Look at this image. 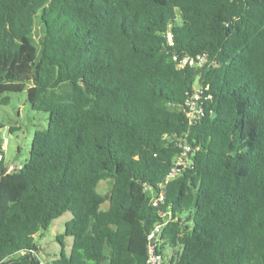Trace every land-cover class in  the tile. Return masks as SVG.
<instances>
[{"label":"trees","instance_id":"obj_1","mask_svg":"<svg viewBox=\"0 0 264 264\" xmlns=\"http://www.w3.org/2000/svg\"><path fill=\"white\" fill-rule=\"evenodd\" d=\"M26 88L49 123L12 171L0 137V264L67 211L52 264H147L163 221L162 264H264V0H0V95Z\"/></svg>","mask_w":264,"mask_h":264},{"label":"rangeland","instance_id":"obj_2","mask_svg":"<svg viewBox=\"0 0 264 264\" xmlns=\"http://www.w3.org/2000/svg\"><path fill=\"white\" fill-rule=\"evenodd\" d=\"M10 96L9 103H2L4 96ZM49 123V114L32 109L28 100L27 88L22 92H8L0 95V136L4 145L5 161L8 165L22 166L29 157L33 134L37 129H46ZM13 127V130H11ZM4 137L9 139L4 143ZM113 179L102 180L99 190L107 194L112 186ZM108 201L103 205L107 208ZM72 213L67 211L55 219L49 230L42 238H38L41 245L43 264H52V257L48 253L60 252L61 244L56 236L65 231V223L71 219ZM67 249H70L72 237L67 236Z\"/></svg>","mask_w":264,"mask_h":264},{"label":"built area","instance_id":"obj_3","mask_svg":"<svg viewBox=\"0 0 264 264\" xmlns=\"http://www.w3.org/2000/svg\"><path fill=\"white\" fill-rule=\"evenodd\" d=\"M168 37L170 40V43L173 44V36H172V32L168 31ZM200 60L203 61L205 59V56H199ZM189 61V63L193 64L194 63V59H191L189 57H186L184 59V62ZM197 97V95H196ZM191 110H190V114L191 115H195L199 113V109H197V106L194 102V100H190L188 102ZM1 137V136H0ZM9 139L4 137V143L8 144ZM4 146V145H3ZM186 151H188L190 149L189 146L185 147ZM3 159V153H0V160ZM18 166L14 165V164H10L8 170L12 171L15 168H17ZM164 199L163 195L161 194L159 196V198H156L157 200H162ZM166 221L163 222H158L155 224L154 228L152 229V231L149 233L148 235V258H147V264H162L163 262V254L161 253L160 249H159V243L161 241V235L164 229V225H165Z\"/></svg>","mask_w":264,"mask_h":264}]
</instances>
